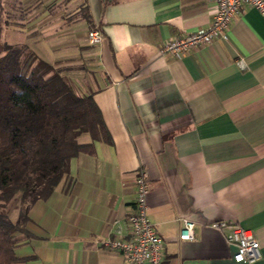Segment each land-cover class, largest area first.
Returning a JSON list of instances; mask_svg holds the SVG:
<instances>
[{
	"label": "crops",
	"instance_id": "crops-1",
	"mask_svg": "<svg viewBox=\"0 0 264 264\" xmlns=\"http://www.w3.org/2000/svg\"><path fill=\"white\" fill-rule=\"evenodd\" d=\"M46 1L32 20L59 26L63 14L48 10H61V0ZM66 1L77 24L96 28L102 40L55 49L52 66L91 96L106 135L77 137L87 147L53 193L28 208L31 237L18 238L15 256L22 264H124L105 244L127 238L142 170L161 264H236L227 230L210 228L218 221L250 231L260 252L254 264H264L263 18L241 8L222 38L176 59L158 50L175 34L208 25L206 0ZM181 219L193 224L192 240H179Z\"/></svg>",
	"mask_w": 264,
	"mask_h": 264
},
{
	"label": "trees",
	"instance_id": "trees-1",
	"mask_svg": "<svg viewBox=\"0 0 264 264\" xmlns=\"http://www.w3.org/2000/svg\"><path fill=\"white\" fill-rule=\"evenodd\" d=\"M81 134L106 135L91 96L25 45L0 43V264L23 263L14 245L31 237L27 210L67 176L69 161L87 147L76 142Z\"/></svg>",
	"mask_w": 264,
	"mask_h": 264
},
{
	"label": "built area",
	"instance_id": "built-area-1",
	"mask_svg": "<svg viewBox=\"0 0 264 264\" xmlns=\"http://www.w3.org/2000/svg\"><path fill=\"white\" fill-rule=\"evenodd\" d=\"M210 4V20L205 28L194 32H183L172 36L164 42L158 53L162 57L181 58L187 53L211 44L222 38L228 24L235 18L241 8L254 9L264 20V0H206ZM102 40L99 30L93 28L87 43L89 46L98 45ZM239 69L245 67L241 60L236 61ZM147 193L146 174L137 170L134 180L133 211L125 218L127 238H116L105 245L121 254L124 264H161L162 242L146 215L145 196ZM216 231L227 230L224 241L234 248L231 255L236 264H254L260 258L259 247L252 233L237 226L218 221L210 225ZM118 234V232H117ZM179 240L193 239V224L181 219Z\"/></svg>",
	"mask_w": 264,
	"mask_h": 264
},
{
	"label": "rangeland",
	"instance_id": "rangeland-1",
	"mask_svg": "<svg viewBox=\"0 0 264 264\" xmlns=\"http://www.w3.org/2000/svg\"><path fill=\"white\" fill-rule=\"evenodd\" d=\"M55 0H50L52 3ZM47 4L46 0H0V43H25L31 50L39 51L51 65L53 63V53L55 49L65 47V53L68 50H72L73 45H88V35L92 28H90L89 24L80 25L77 24L79 21L76 20L75 15H70V11L68 7H62L67 4L66 0L60 1L61 10H54L50 8L49 13L53 12H61L63 14V21L57 25H48L49 22L45 23L44 20L38 18L36 20L35 16L40 9L39 4ZM54 8V7H53ZM23 9L24 14L22 15V19L20 18V10ZM21 11V12H22ZM67 15H66V14ZM39 14V13H38ZM65 14V15H64ZM25 20H29L27 27H21L18 23L23 22ZM75 22V23H74ZM5 23L10 25L12 24V32L7 28ZM48 25V26H47ZM54 26V27H52ZM22 30V31H21ZM40 54V55H41ZM42 56V57H43ZM67 64L62 65L66 67ZM58 67V68H57ZM59 69L61 66H57ZM68 76V73H65ZM15 214L12 212L10 214V218L13 220Z\"/></svg>",
	"mask_w": 264,
	"mask_h": 264
}]
</instances>
